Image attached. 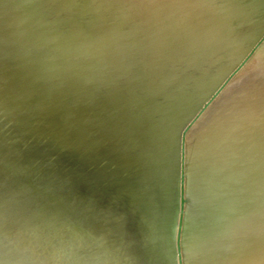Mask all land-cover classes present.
Here are the masks:
<instances>
[{"label": "bare ground", "instance_id": "obj_1", "mask_svg": "<svg viewBox=\"0 0 264 264\" xmlns=\"http://www.w3.org/2000/svg\"><path fill=\"white\" fill-rule=\"evenodd\" d=\"M124 1H127L125 5L123 4L127 6V9L124 6L123 8L128 13L123 14L124 18L119 19L111 28L98 26L96 21L85 24L78 23L72 18L68 19L66 16H62V14L69 12L71 17L73 15H84V17L95 15L97 14L96 11L105 5H113L114 0H22L21 2L16 0L10 7L11 11L5 10V12L3 7V11H1L4 15L3 13L0 15V53L7 50L11 54H15L16 59L9 64L5 62L6 59L0 62V80L4 81V84L1 83L3 85H0V91L3 87L4 89L12 88L21 96H30L34 93L43 94L47 98L37 97L36 99H28L29 102H27L29 105L33 104L35 107H39V103L42 104L41 101L47 99L46 101L52 104L53 110L64 105L63 103L67 100L79 101V104H85L83 105L85 110L86 108L92 110L90 119L94 121L97 118L96 122L101 123L102 130L103 128L107 129L105 135L110 133V128H112L111 132L116 128V131L112 132L113 135L111 134L116 140V145L114 144L115 155L120 152H129L132 155H137V162H141V164L146 162L145 168H141L139 172L136 171L140 180L137 178L138 182L136 184L132 182L130 186L132 188L138 187V183H141L142 180L144 186L145 184L148 185L147 189L139 186L138 189H141L140 197L135 200L124 201L128 204L125 207L126 211L129 206L139 204L141 201L144 204L143 213L140 216H138L139 208L135 207L136 205L133 208L134 210L137 208L139 211L137 228L146 240L145 242L148 243L139 245L137 248L131 247L135 256L137 254L138 257V253H141L142 260L139 258L141 260L139 262L142 263L143 261V264H179L180 261L181 264H189L188 257L190 254L188 253L191 250L190 253L192 254L198 245L193 244L192 241H190L191 243L186 242V236L197 227L195 222L196 227L192 225L193 228L191 229V223L188 224V222L192 219L198 222L201 219L198 220L197 218L206 217L207 222L209 219L212 223L205 225L204 236L217 250L216 256L214 255L216 257L215 263L251 264L252 232L258 235L257 238H260L261 243L264 242V0ZM1 3L0 6L4 4ZM54 8H57L56 12L53 11ZM52 12L53 17L49 18V14ZM62 17L67 18H64L65 22L58 21ZM59 26L65 30H59ZM44 45H49L50 49L55 52H49L48 47V51L45 49L43 53L36 52L37 48H42ZM95 62H99L98 66H95ZM101 88H107V94L103 95V92L99 94L102 91ZM14 95L16 94L14 93ZM13 100H15L14 97ZM111 100H113L112 102L116 101V103L110 104ZM83 107L81 108L83 109ZM77 108L79 109L78 106ZM82 109L77 110V112L79 113ZM74 110L76 108L73 107ZM85 110H82V113H85ZM73 111L71 110L69 113H73ZM201 111H206L205 115L202 117L199 115L201 118L191 128L189 135L182 139L183 147L186 149V162L185 167L183 166L184 202L181 205L182 212L180 214V164L177 145L184 127L195 117H198V113ZM77 112L76 114L81 116L82 113L79 115ZM59 113L62 115V110ZM65 113H67V109ZM87 113L83 115L87 116ZM58 115L60 116V114ZM56 117L58 118L57 115L55 119ZM76 117L73 116L71 121H74ZM77 118L79 119V117ZM62 119L64 120L63 117ZM67 119L65 116V120ZM76 119L75 123L78 121ZM58 120L56 119L57 123ZM63 120L61 121L63 122ZM210 131H214L215 134H209ZM45 132L47 133V131ZM100 134L102 135V133ZM105 135L102 136L105 137ZM14 148L12 150H18ZM37 151L39 152V150ZM147 170H150L149 175L146 173V176H142V178L140 174ZM128 172L126 174L129 176L130 173H133L132 171ZM136 174L133 173L132 176H136ZM142 175L144 174L142 173ZM132 179L136 178L132 177ZM112 189H115V186ZM107 193L105 192V194ZM116 193L114 192V194ZM118 194L120 193L118 192ZM81 195L79 194V196ZM116 197L118 198V195ZM73 199L70 201L73 202ZM91 199L93 200V198ZM97 199L101 201V198L98 197L95 201L93 200V203L97 202ZM119 201L118 203H120ZM138 201L140 202L138 203ZM62 202L64 205L65 201ZM113 202L112 204H115ZM76 203L79 204L81 201ZM107 203L105 205H108ZM118 203L116 202L117 205ZM121 203L123 202L121 201ZM89 204L82 210L78 207L81 211L79 212L80 215L78 214V220L75 219L76 215L74 218L76 221L75 227H73L76 230H73L75 232L73 240L67 236L68 233L61 238L57 237L58 239L55 237L54 240L51 237V240L43 241L40 244L41 247L34 249L33 253L31 252L37 264H66V252L68 254L70 251L72 252L74 244L76 245L74 240H83L82 237L85 235L87 237L98 235L96 232H98L99 224L101 225V219L104 218L100 216L98 208L93 207L96 203L92 206L91 202ZM68 205L65 206V210ZM99 205L100 202L97 206ZM105 205L102 210L105 209ZM119 205L123 207V204ZM57 206L55 209L59 212L64 210L63 206H60L62 210L58 209ZM100 207L102 208L103 205ZM101 208L99 209L101 210ZM113 209L114 205L112 211ZM72 210L70 213H74ZM89 210H93V212H89ZM56 211L54 213H57ZM70 213H68L69 216ZM123 213L119 215L122 216ZM65 214H67L66 211ZM179 214L181 224H179ZM103 216L107 217V215ZM109 216H113V213H110ZM130 217L133 218V216ZM115 220L118 219L115 218ZM118 221L120 223V220ZM198 225L200 226V223ZM135 227L134 229H136ZM114 228L116 229L115 226ZM198 228H196L197 231L201 230ZM64 231L66 232V230ZM178 231L180 234L177 240ZM192 233H194L192 236L196 237V233L194 231ZM198 233L200 234V232ZM196 235L198 237V234ZM101 236L100 234L97 237ZM190 238L188 239L191 240L192 238ZM86 240L88 241V238ZM94 242L91 244L97 247ZM102 244H104L103 241ZM105 244L107 243L105 242ZM136 244L140 243L136 242ZM78 245L80 246V241ZM97 245L98 247L101 246ZM117 246L119 248V243ZM98 247L97 250H93L98 252ZM99 248L102 253L104 248H102L103 250L101 247ZM123 249L120 250L122 253ZM126 249L128 251L130 248ZM88 250L90 249L88 248ZM85 251H81L84 253L83 256L87 254ZM128 252L130 253V251ZM91 254L94 255L95 253L91 252ZM110 254L114 255V253ZM18 255L16 256L19 257ZM123 255L118 260H122L125 257ZM101 256L99 261L103 260V255ZM108 257L110 256L107 255L106 260ZM70 260L72 261L71 258ZM96 260L95 262H97ZM202 260L205 261V256L200 262ZM131 262L134 264V261L131 260ZM78 263L95 264L83 263V261L80 262V259Z\"/></svg>", "mask_w": 264, "mask_h": 264}, {"label": "rangeland", "instance_id": "obj_2", "mask_svg": "<svg viewBox=\"0 0 264 264\" xmlns=\"http://www.w3.org/2000/svg\"><path fill=\"white\" fill-rule=\"evenodd\" d=\"M10 1H12V0H8L6 2V6H5V2L3 4V3H1L2 1H0V3L3 4V5L0 6V8H2V9H0V13H1L0 15H2V13H3L2 12L3 11V7H4V11L5 10L7 12L8 11H11L10 7L13 4L14 1L16 2V0H13L12 2H10ZM19 1L21 2L22 0H19ZM123 1L124 0H114L113 5H105L104 7L100 8L99 10H97L96 11L97 14H95L96 17L93 19V21H96V23H98V26L105 27V28H111L114 23H116L119 19L122 20L124 18V15H126V13H128L127 11L125 12V10L123 8V6L127 3V1H124V2ZM106 6L109 7V8H107ZM124 7H125V9H127L126 8L127 6H124ZM6 8L9 9V10H7ZM56 9L57 8H54L53 11H57ZM58 10H59V8H58ZM68 13L69 12L66 13L68 19H71L73 16H75V15L72 14L73 16L71 17V15H69ZM116 14H118V15H116ZM3 15H4V13H3ZM62 16H64V15H62ZM76 16L77 17H73V18L76 21H82V22H85V21L90 20L92 18V17L85 18L84 15H81V16L76 15ZM62 18L64 19L65 17H62ZM67 18H65V19H67ZM73 18H72V20H73ZM109 19H111V20H109ZM46 20H49V19L46 18ZM56 20H58V19H56ZM60 20H58V21H60ZM113 20H114V22H113ZM100 23H101V25H100ZM59 29H62V27H60ZM64 30H65V28H64ZM47 47L48 46L45 47L47 51L49 49V52H51V53L52 52H55L54 50L50 49V47H48V49H47ZM44 49H42V50H39L38 49V50L43 53V52H45ZM11 55H10L11 57H9V58H5V56L1 55L0 62L5 61V59H6L5 62H7V64L11 63L13 60L16 59V55L15 54H11ZM98 64H99V62L98 63L95 62V66H98ZM1 83L4 84V81L0 80V85H1ZM5 89L3 87H1V91H0V93H2V94H0V120H1L0 121V164H1L0 165V169H1L0 170V211H1L0 212V219H1L0 220V234H1L0 235V263L1 264H8L10 261L11 262L13 261L12 262L13 264H33V263L34 264H37L36 261L33 258L34 255L32 253H33L34 249L36 250L39 247H41L40 244H42L43 241L46 242L47 240H51V237H52V240H54L55 237H56V239H58V238H61V236L62 237L63 236H66L65 234H67V233H68L67 236H69V238L70 239L72 238V240H73L74 237H75V235H74L75 232L73 230H76V228H74V227H75V221L78 220V216L80 215L79 212L82 209H84L85 207L89 206L90 205L89 203L91 202V206L96 203L95 205H93V207L98 208V210L100 212V216L102 218H104L103 219L104 221L101 219V222H100L101 225L99 224L98 232H96V233H98V235L97 234L91 235V237H89V236L87 237L86 235L83 236L82 237L83 240L82 239H79L80 246L78 245L79 241L74 240V242L76 241L75 243L78 246H76L74 244V248L72 250L73 253L70 251V253H69L70 255L68 254V252H66V257L69 258V259H67L65 257V263L66 264H69L71 262L70 264H73V260L75 259L77 261L74 260V264H75V262H76V264H79L78 262H79V259H80V262L83 261V263L84 262H88V263H95V264H99V262H100V264L101 263L102 264H111L112 262H113L112 264H117V263L118 264H121V263L122 264L123 263H125V264H132V262L130 263L131 260L134 261V264H143L144 263L143 261H142V263L139 262V261L142 260V255H140L141 253L140 252L138 253V255L141 256V257H139V256L137 257V254L135 256V254L131 250H132V248H137L139 245L142 246V245L148 244L147 242H145L146 240H144L143 235L140 234V231L137 228V226H138L137 222L139 220L138 219L139 218L138 216H140V214L143 213L142 210L144 208V206H143L144 204H143V201H141V202L138 201V203L140 202L142 204V206H140L141 205L140 203H139L140 205L137 204V203L134 204V206L136 205L135 207H138L139 208V211L140 212L137 210V208H135V210H134L133 209L134 206H129L128 207L129 209H127V211H126V208L125 207H127L128 204H126V202H124V201L138 199L140 197V195H141L140 194V190L141 189H138L139 186H141L142 188L148 187V185H146V184H145V186L143 185L144 183L142 182V180H141V183H138L139 184L138 187L135 186V187L132 188L130 186L132 182H133V184H136V182H138V179L139 178L137 177V174L138 173L136 174V171L139 172V170L141 168H145L146 165H147V164H145L146 162H142V164H141V162H137L136 161L137 155H135V154L132 155L129 152H124V153L123 152H120L119 154H116L115 155L116 149L114 148V146L116 145V143H115L116 140L113 139L112 132L113 131H116V128L113 129L112 132H111V129L112 128H110V131H109L110 133H107V135L109 134V136H108L109 138H108L107 135H105L107 129L105 130L103 128V130H102L101 123L99 121L96 122L97 121V118L94 119V121L92 119H90V117H92L91 116L92 115V113H91L92 110L89 109L90 110V114H89L88 108H86V110H85L84 109L85 106L83 107V105H85V104H82L81 102H80L81 104H79L78 103L79 101L77 102V101L67 100V101H65L63 103L64 104V105H62L63 107L60 106L59 108H57V109L55 108L53 110L52 104L49 103L48 101H46L47 99H44L43 100L44 103H43V101H41L42 104L39 103V105H38L39 107H35L33 104L32 105H29V103H28L29 100L32 99V98L33 99L34 98L36 99L37 97L38 98L39 97L44 98L45 96L43 94H36V93H34V94H31L30 96H23V95L21 96V94H17V92H15L12 88L11 89L10 88H5ZM100 90H102V91H100ZM100 90H99L100 91L99 94H101V92H103L102 94L104 95V94H107V92H108V89L107 88H101ZM14 93L18 97L20 96L21 98L20 97L18 98L16 95H14ZM13 97H14L15 100H13ZM45 98H47V97H45ZM25 99H27V100H25ZM112 101L113 100L110 101L111 102L110 104H115L116 103V101H114V102H112ZM2 103H4V104H2ZM40 104L41 105L44 104V105L41 106ZM47 104H49L50 106L49 105L47 106ZM77 106L79 107V109H82L81 107H83L82 110H85V113H82V110L79 111V113H78L77 110H79V109L77 108ZM33 107H34V109H32ZM45 107L47 108V110H46ZM61 107H62V109H60ZM73 107H74V109L76 108V110L73 111ZM48 108H49L50 111L48 110ZM68 108L71 109L73 111V113L72 112L69 113L71 110L69 111ZM35 109H39V110H35ZM66 109H67V113H65L66 112ZM33 110H34V112H33ZM43 110L44 111L46 110V111L44 112ZM61 110H62V115H61V113H59V112H61ZM47 111H49L48 112L49 114L47 113ZM75 111L79 115H80V113H82L81 116H78ZM87 111H88V113H87ZM50 112H51V114H50ZM74 112H75V115H73ZM203 112H204V114H203ZM203 112L201 111L202 114L199 112L198 113V117H195V118H197L196 121H194L195 120V118H194L182 130L181 138H180V141H179V144L180 145L179 144L177 145L179 164L181 163L180 162L181 150H182V147L181 146H183V142H182L183 140L182 139H183L184 136H188L189 135V132H190L191 128L194 125H196V123L198 122L199 118H201L202 116L205 115L206 111H203ZM8 113H9V115H7ZM30 113H31V115H30ZM43 113H44V115H42ZM54 113L58 116V118L56 117V119H59L58 120V123L56 122V119H55V116L56 115ZM63 113H64V115L66 114L65 116L68 118L67 120H65V116L63 115ZM86 113L88 114L87 116L86 115H83V114H86ZM58 114H60V116ZM69 114L70 115L72 114L75 117L76 116L79 117V119L77 117H76L77 119L76 118L75 119L78 120V121L80 120V121L79 122L76 121V123H75V119H74V121H71L73 119L72 118L73 116L71 115L72 116L71 117ZM82 115L84 117H86V118H84ZM47 116H48V119H47ZM53 116H54V119L52 118ZM62 117L64 118V120L62 119ZM80 117H82V119H85L89 123H87L85 120L80 119ZM88 117H89L90 120L88 119ZM96 117H98V116H96ZM51 118H52V121H51ZM60 119L63 120V122ZM24 122H26V123H24ZM98 123H100L99 124L100 127H99ZM19 124H20V126H19ZM12 126H13V128H12ZM25 126H26V128H24ZM43 126H45V127H43ZM84 128H86V129H84ZM41 130H42V132H41ZM100 130H102V131H100ZM104 130H105V133H103ZM45 131H47V133ZM5 132H6V135H5ZM213 132L214 131H212V132L210 131L209 134L210 133L215 134V132L214 133ZM100 133H102V135H105V137H103ZM17 134H19L21 136V138ZM110 135H111V138H110ZM38 136H39V138H38ZM10 138H11V140H10ZM108 139H109V141H108ZM30 141H32V142H30ZM110 141H112V142H110ZM10 142H11V144H10ZM26 143H27V145H26ZM99 144H100L101 147L99 146ZM3 145H4V147H3ZM9 146H10V148H8ZM13 148L14 149H18V150H12ZM32 148H33V150H32ZM108 148H109V150H108ZM183 149H184L183 150L184 151L183 152V154H184V156H183V160H184L183 161L184 162L183 163V166L185 167V162H186V149L184 147H183ZM19 150H20V152H19ZM37 150H39V152ZM4 157H5V159H4ZM81 161H83V162H81ZM5 163H6V165H5ZM79 163H80V165H79ZM122 163H123V165H122ZM179 167H180V165H179ZM184 167H183V169H184ZM81 171H82V173H81ZM128 171L129 172L132 171L134 174H136V176H132L133 173H130L131 175L129 176L128 174H126V172H128ZM149 171L150 170H147L145 172H142L144 175H142V173H141L140 174L141 177L142 176L143 177L146 176V173H147V175H149V173H148ZM132 177L133 178H136V179L138 178L137 181H134L136 179H132ZM114 186H115V189H112V188H114ZM110 187H112V188L110 189ZM118 188H120L119 191H118ZM143 190H145V189H143ZM105 192L106 193L108 192L110 194L109 195H108V193L105 194ZM114 192L115 193L117 192L116 194L118 195V198L116 197L117 195L114 194ZM118 192L120 194H118ZM83 193H85V194H83ZM100 193H102L101 196H99ZM79 194L80 195L82 194V195L79 196ZM95 194L98 195V196L96 197ZM103 194H105L104 196L105 197L107 196V197L105 198L103 196ZM113 194H114V196L116 198L113 196ZM83 195H85V196H83ZM86 195H87V197H86ZM98 197L101 198V201L99 199H97V202L93 203L96 200V198H98ZM81 198H82V200H80ZM91 198H93L94 201ZM72 199L74 200L73 202L70 201ZM75 199H76V201H75ZM109 199L112 200V201H114L115 204H112V201L109 204V201H110ZM118 199L119 200L121 199V200L119 201ZM89 200H91V201L89 202ZM107 200H109L108 203H107ZM62 201H65V203H67V201H68V203H70L71 206L69 207L70 204L68 205V203H67L65 205V203H64L65 206L68 205V207H66V210H65V206L63 205V202ZM80 201H81V203H79ZM118 201L120 203H118ZM121 201L123 203H121ZM61 202H62V205H61ZM76 202H78L79 204H77ZM99 202H100V205L97 206L99 204ZM116 202L118 203V205L116 204ZM72 203H74V204L76 203L75 204L76 206L74 204H72ZM85 203H87V204H85ZM106 203L108 205H105ZM84 204H85V206H84ZM119 204H123V207H122V205L120 206ZM72 205H74V206H72ZM102 205H103V207L101 208L100 206H102ZM104 205L106 206L105 207L106 210L105 209L102 210L104 208ZM109 205H111V206H109ZM113 205H114V209L112 211ZM137 205H139V206H137ZM55 206H57V208L60 209V210H62L61 207L63 206V209H64V210H62L63 213H62V211H60L61 212L60 213L59 210L55 209L56 208ZM78 207H80L81 210L78 209ZM108 207H109V210H107ZM99 208H101V210ZM69 209H71V210L73 209L74 211L72 210V212H74V213H70L71 210H69ZM130 209H132L133 211L130 210ZM197 209H198V207H197ZM55 211L57 213H54ZM65 211L67 212V214L70 213V216H69V214L68 215L65 214ZM114 211H117V212L114 213ZM135 211L137 212L136 214L134 213ZM118 212H120V213H123L124 212L123 215H128L129 214L130 216H133V218H131L130 216L124 217L122 214H121L122 216H120L119 215L120 213L118 214ZM138 212H139V215H138ZM110 213H113V216H109ZM72 214H73L74 217L71 216ZM75 215L77 216L76 218H75ZM103 215H107V217H105ZM56 216H57L58 220H57V218H54ZM60 217L62 218V220H61ZM66 217H69V218H66ZM51 218H52V220H51ZM110 218H112V219H110ZM115 218L118 219V220H120V223H119L118 220H115ZM126 219H127V221H126ZM197 219L198 220L201 219V221L199 220L200 222L199 221L197 222V220L195 221V219L194 220L192 219V220H189L188 224L191 223V225H190L191 226V229L193 228L192 227V225H193L194 227L197 226L196 228L199 227L202 231H203V228H204V231H203V233H201L202 231L201 230L197 231L196 228H195V230L197 231V233H196V231L194 229L191 231V233L194 231L196 234H198V237L199 238L197 237L196 234H195L196 237L192 236V235H194V233H192V234L190 233L189 234L190 237L192 236L191 237L192 239L190 237H187L189 235L186 236V242L187 243H191L190 241H192V243L194 242L193 244H197L198 245V247L196 248V250H193L192 251V254L195 253L193 255L190 253L191 250L189 251V249H188V251H189L188 254H190V256L192 255L191 257L190 256L188 257V261L190 260L189 261V264H194V263L195 264H204L205 261H206L205 264H207V261H208V264H211V263L214 264L215 263V260L214 259L216 258L215 257L216 256V253L215 252H217V250L215 249V246L213 244L209 243L207 241V238L204 236L206 226L208 224L212 223V221H210L208 219V222H207V218L206 217H200V218H197ZM112 220H113V222H112ZM128 220H130L129 221L130 223L128 222ZM68 221H69V223H68ZM116 221H118L119 224L118 223L116 224ZM57 222H59V223H57ZM114 222H115L116 225L114 224ZM195 222L197 223L196 226H195ZM204 222H206V223H204ZM198 223H200V226L201 227L198 225ZM64 224H66L65 225L66 228L64 227ZM102 224H103V227L101 228ZM47 225H48V227H47ZM60 225H62V226H60ZM111 225H112V227H110ZM58 226H60V227H58ZM114 226L116 227V229L114 228ZM134 227L136 229H134ZM62 228H64V229H62ZM118 228H119V230H118ZM188 228H190V227H188ZM101 229H105L106 231L105 230L102 231ZM64 230H66V232ZM58 231H59V233H58ZM60 231H62V232L60 233ZM71 231H73V232H71ZM113 231H114V233H113ZM99 232L102 235L101 237H97V236H100ZM198 232H200V234ZM252 233H253V236H251V264H263V262H264V242L261 243L260 238H257L258 235H255V232H252ZM59 234H61V235L59 236ZM69 234L72 235V237H70ZM119 234H120V236L117 237V235H119ZM139 235H141V236H139ZM1 237L4 238V239H2ZM135 237H136V239H135ZM137 237H138V240H137ZM87 238H88V241L86 240ZM95 238H96V240H95ZM100 238H102V239H100ZM110 238H113L114 240L113 239H110ZM116 238H118V239H116ZM131 238H134V239H131ZM188 238H190L191 240H189ZM70 239H68V240H70ZM109 239H110V241H109ZM115 240L119 243V245H120L119 248L117 246L118 243ZM253 240H255V241H253ZM1 241H2V243H1ZM96 241H98V242H96ZM102 241H103L104 244H102ZM107 241H109V242H107ZM127 241H128V243H127ZM28 242H29V245H27ZM93 242H94V245L96 244L97 247H98L97 244L101 245V246H99V247H101V250H103L102 248H104V250H103L102 253L99 250L100 249L99 247H98V252L97 251H94L97 247H95V246H93V244H91ZM105 242L109 245V247H108L107 244H105ZM136 242H138L140 244H136ZM131 243H132V245H131ZM88 244H89V246H88ZM127 244H129V245H127ZM110 245L114 249H112L110 247ZM75 247H77L79 249H77ZM90 247H94V248H90ZM128 247L130 248V249H128V251H130V253L126 249ZM22 248L25 249V250H23ZM88 248L90 250H88ZM121 248L122 249L124 248L122 250L123 253H124V255L120 251ZM116 249H117V251H116ZM26 250L29 251V252H27ZM79 250H80V252H79ZM85 250H87L88 252L85 251ZM124 250L127 252L126 255H125L126 252ZM24 251H25V253H24ZM74 251L77 252L78 255L80 254V256H78L77 253L74 254L75 253ZM81 251L82 252L85 251V254L87 253L86 256L85 255L83 256L84 253H82ZM107 251L108 252L110 251V253H114V255L108 253ZM197 251H199L201 254L199 252H197ZM91 252L93 254L94 253L95 254L94 255H92V254L90 255ZM202 252H205V253H203V254H205L204 255L205 256V261L202 260V262H200L201 259H202V257L204 259V256H203ZM212 252H214V253H212ZM119 253L121 255L125 256L124 258L127 261L124 258L122 259V260H124V262H122V260H118V258L121 259V257H122ZM128 253H129V255L131 254L130 256H132V257H130L128 255ZM207 253H209L210 255L207 254ZM253 253H254V255H252ZM17 254H19L18 255L19 257L16 256ZM20 254H21V256H20ZM100 254L103 255V260L101 258L102 261H99L100 260V257H102ZM87 255H88V257H87ZM98 255H99V257H98ZM104 255H106V256H104ZM107 255L110 256V257H108V260H106ZM111 255H112V257H111ZM195 255H197V256H195ZM81 256H83V257L81 258ZM95 256L97 258H99V259H97ZM127 256H128V259H127ZM91 257H92V259H91ZM114 257H116V258H114ZM133 257H134V259H133ZM198 257H200V258H198ZM20 258L21 259L23 258V259L22 260H19ZM70 258L72 259V261L70 260ZM93 258H95V259H93ZM109 258H111V259H109ZM139 258L141 260H139ZM86 259H87V261H86ZM116 259H117V261H116ZM191 259H193L192 262H191ZM95 260L97 262H95ZM104 260L106 262L107 261L108 262L107 263H104L105 262ZM209 260H210V262H209ZM14 261H16V262H14ZM109 261H110V263H109ZM6 262H8V263H6ZM12 263H9V264H12Z\"/></svg>", "mask_w": 264, "mask_h": 264}, {"label": "water", "instance_id": "obj_3", "mask_svg": "<svg viewBox=\"0 0 264 264\" xmlns=\"http://www.w3.org/2000/svg\"><path fill=\"white\" fill-rule=\"evenodd\" d=\"M3 3L4 2H7V1H2ZM54 12H56V11H54ZM51 15H52V17H53V12L52 13H50L49 14V18L51 17ZM62 15H64V16H66L67 17V15L64 13V14H62ZM73 17H77V16H73ZM72 17V18H73ZM87 17H92L90 20H87V21H85V22H81V21H76L74 18H73V21H75V22H78V23H82V24H85V23H88V22H91V21H93V19L96 17V15H90V16H87ZM87 17H85V18H87ZM59 19H61L59 22H64V19L63 18H59ZM59 30H63V27H62V29H59ZM46 46H48V47H50L49 45H44L42 48H37L36 49V52H39V53H42V52H40V51H38V49L39 50H42V49H44ZM46 49V48H45ZM44 49V50H45ZM47 52V51H46ZM0 55H3V56H5L6 58H9L10 57V55H11V53L10 52H8L7 50H4V51H1V53H0ZM29 96V95H28ZM182 147V150H181V158H180V190H179V200H180V209H179V213L181 214V212H182V209H181V205L183 204V146H181ZM89 212H93V210H89ZM180 214H179V224H181V216H180ZM179 229H180V227H179ZM179 234H180V231H178L177 232V240H178V238H179ZM178 253H179V251H178ZM179 258H180V256H179ZM179 264H181V262L179 261ZM263 264H264V262H263Z\"/></svg>", "mask_w": 264, "mask_h": 264}]
</instances>
